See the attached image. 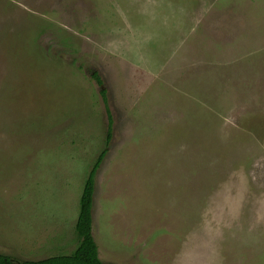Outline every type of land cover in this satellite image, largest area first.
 <instances>
[{"label": "rangeland", "instance_id": "obj_1", "mask_svg": "<svg viewBox=\"0 0 264 264\" xmlns=\"http://www.w3.org/2000/svg\"><path fill=\"white\" fill-rule=\"evenodd\" d=\"M264 264V0H0V252Z\"/></svg>", "mask_w": 264, "mask_h": 264}, {"label": "trees", "instance_id": "obj_2", "mask_svg": "<svg viewBox=\"0 0 264 264\" xmlns=\"http://www.w3.org/2000/svg\"><path fill=\"white\" fill-rule=\"evenodd\" d=\"M98 82L100 95L106 106L108 114V127L105 135V144L85 179L79 200V213L75 224L77 245L70 254L52 255L41 259L18 260L11 255L0 252V264H104L99 257L97 242L93 234V206L96 189V175L101 166L112 139L113 116L108 106L107 89L103 87V80L98 72L94 73ZM116 264V263H109Z\"/></svg>", "mask_w": 264, "mask_h": 264}]
</instances>
